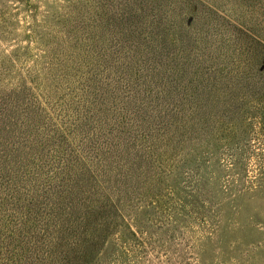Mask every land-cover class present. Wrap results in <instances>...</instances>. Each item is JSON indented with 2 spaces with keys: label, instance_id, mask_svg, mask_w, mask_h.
<instances>
[{
  "label": "rangeland",
  "instance_id": "1",
  "mask_svg": "<svg viewBox=\"0 0 264 264\" xmlns=\"http://www.w3.org/2000/svg\"><path fill=\"white\" fill-rule=\"evenodd\" d=\"M264 0H0V264H264Z\"/></svg>",
  "mask_w": 264,
  "mask_h": 264
},
{
  "label": "trees",
  "instance_id": "2",
  "mask_svg": "<svg viewBox=\"0 0 264 264\" xmlns=\"http://www.w3.org/2000/svg\"><path fill=\"white\" fill-rule=\"evenodd\" d=\"M261 71H264V68Z\"/></svg>",
  "mask_w": 264,
  "mask_h": 264
}]
</instances>
